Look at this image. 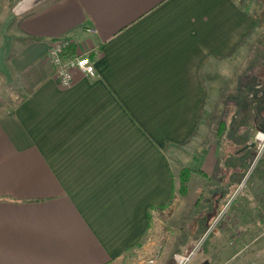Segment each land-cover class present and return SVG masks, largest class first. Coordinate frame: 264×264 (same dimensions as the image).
<instances>
[{"label": "crops", "instance_id": "0c3cea01", "mask_svg": "<svg viewBox=\"0 0 264 264\" xmlns=\"http://www.w3.org/2000/svg\"><path fill=\"white\" fill-rule=\"evenodd\" d=\"M255 20L237 0H0V264L257 260L225 237L147 235L209 102L238 89ZM64 37L96 70L69 87L46 55Z\"/></svg>", "mask_w": 264, "mask_h": 264}, {"label": "rangeland", "instance_id": "374dc122", "mask_svg": "<svg viewBox=\"0 0 264 264\" xmlns=\"http://www.w3.org/2000/svg\"><path fill=\"white\" fill-rule=\"evenodd\" d=\"M241 1L252 10L256 26L240 49L238 89L228 95L231 101L209 102V114L191 143L197 159L190 163L187 194L180 193L175 176L174 205L152 221L147 235L200 240L202 247L225 237L229 247L241 246V252L257 257L245 263L264 264V138L259 139L264 134V0ZM198 159L206 176L197 174ZM173 166L179 171L184 164Z\"/></svg>", "mask_w": 264, "mask_h": 264}, {"label": "built area", "instance_id": "2783aa9c", "mask_svg": "<svg viewBox=\"0 0 264 264\" xmlns=\"http://www.w3.org/2000/svg\"><path fill=\"white\" fill-rule=\"evenodd\" d=\"M71 44L72 41L68 37L56 39L51 42L46 53L53 66L54 75L63 87H69L72 84L74 71H78L86 77L96 75L95 65L89 56V52L71 53L69 52ZM259 135L264 137L263 133ZM193 254L194 250L187 253H176L174 254L175 263L188 264Z\"/></svg>", "mask_w": 264, "mask_h": 264}, {"label": "trees", "instance_id": "16d2710c", "mask_svg": "<svg viewBox=\"0 0 264 264\" xmlns=\"http://www.w3.org/2000/svg\"><path fill=\"white\" fill-rule=\"evenodd\" d=\"M238 1V0H237ZM239 3L243 6V1H239ZM244 7V6H243ZM245 10H248V7H244ZM254 29V26L251 28V30ZM71 48V46L69 47V49ZM71 53H73V51H69ZM190 170L187 168H182V170L179 173V178H180V185H181V191H185L186 187H187V183L189 181V177H190ZM184 193V192H182Z\"/></svg>", "mask_w": 264, "mask_h": 264}, {"label": "bare ground", "instance_id": "6f19581e", "mask_svg": "<svg viewBox=\"0 0 264 264\" xmlns=\"http://www.w3.org/2000/svg\"><path fill=\"white\" fill-rule=\"evenodd\" d=\"M259 138L262 140L264 137L260 136Z\"/></svg>", "mask_w": 264, "mask_h": 264}]
</instances>
